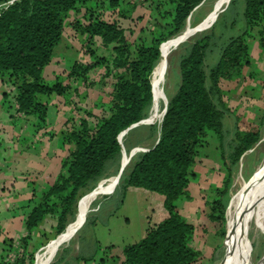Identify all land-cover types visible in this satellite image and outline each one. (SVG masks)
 Listing matches in <instances>:
<instances>
[{"label":"rangeland","instance_id":"1","mask_svg":"<svg viewBox=\"0 0 264 264\" xmlns=\"http://www.w3.org/2000/svg\"><path fill=\"white\" fill-rule=\"evenodd\" d=\"M244 3L245 0H202L195 7L181 30L166 42L160 61L151 74L150 82L155 88L157 97L148 110L147 121L141 125L144 127L135 131L130 139L131 143L141 141V144L133 148L136 152L135 154L132 152L130 157L128 154L127 160L123 156L125 152L123 146L118 171L122 165L124 173L130 163L151 147L158 137L155 133L151 138H146L147 126L159 122L161 116L159 109L167 103V97L172 96L177 90L180 56L195 40L209 35L210 45L202 69L210 98L222 112L223 137L220 141L215 134L208 133L205 144L198 148L195 161L189 169L186 196L176 202L178 213L188 223L205 209H208L206 210L208 214L209 204L206 202H210L215 197L214 190L222 186L226 172L223 159L230 165L229 155L233 152L238 134L256 130L259 141L240 158L232 174L226 210L235 182L238 179L247 182L253 171L264 161V54L256 38L257 31L264 27V21L252 30L254 38L244 37L248 46L246 59L249 66L243 67L241 77L228 81L221 80L218 89L210 80V73L219 59L223 46L232 38L244 35L246 30ZM117 4L112 9L110 0H86L85 6L80 8L79 12H68L62 17L60 39L53 48L49 63L41 71L40 80L46 85L58 81L68 85L69 90L62 96L55 94L48 97L36 96L37 100L47 107L44 122L36 116L16 113L11 85L0 79L2 81L0 93L4 95L0 97V181L5 183L6 190L9 191L6 198L2 199L4 203H0V234L4 239L20 235L24 230L23 219L30 206L35 204L41 191L48 185L47 182L52 181V177L59 172L61 162L69 148L61 138L62 132L70 127L69 124L65 126V122L77 120L84 115L83 111L98 115L101 107L110 99L114 74L110 72L108 76L104 75L106 66L111 69L110 46H103L100 37H94L89 44L88 36L82 26L76 27L77 24L75 25L74 22L85 23L84 16L87 20L99 16L101 20L114 21L124 29L125 38L133 45L142 38H147L148 41L149 35L156 33L160 23L168 21L169 17L166 15L172 9L169 0H117ZM5 6L6 4L1 5L0 10ZM86 9L89 12L87 15H85ZM88 48L92 49L93 55L89 53ZM99 56L108 58L105 66L95 65L86 73L82 71L84 67L94 63ZM75 64L79 75L72 73ZM84 79L92 84L90 86L84 84ZM2 85L5 88L1 87ZM118 181L119 179L116 182L112 178L107 183L109 185L106 183L104 185L110 186ZM100 183H97L95 188ZM100 188L102 189L103 186L98 188L97 192H100L94 195L92 203L86 204L87 200H84L85 206H82L78 218V223L82 221L79 230L70 241L59 248L50 264H59L57 259L61 257L64 258L61 264L65 262L83 264L81 258L87 255H91V260L94 258L97 264H102L100 262L102 259L103 264H122L123 248L142 238L148 220L153 217L154 204H151L146 195H142L140 191L129 193L125 190L123 193L120 189L116 190V187L102 190ZM92 192L93 190H90L82 194L77 204ZM1 198L0 192V201ZM32 198L34 199L31 200ZM263 199L264 194L260 197V201L263 202ZM28 204L29 207H26ZM77 204L74 216L66 228L76 217ZM261 215L264 217V210L261 211ZM199 221L202 223L204 219ZM206 222L201 224L202 229L198 228L199 234H196L194 241L191 242L193 250L197 251L199 256L194 264H221L228 251V234L224 229L227 240L226 235L222 240L215 235L216 241L211 233H207L210 225ZM53 224L54 221L46 219L33 232L30 247L28 246L29 251L34 253L33 264H36V257L41 250L55 239H52ZM204 226H206L205 230H203ZM250 226L249 264H260L264 256V223L255 221ZM215 230L217 231L216 228ZM44 232L46 235L43 234ZM203 234L205 237L202 236ZM13 241L15 242L13 245L17 246L18 238ZM63 249L66 252H62ZM16 253L13 252L11 255Z\"/></svg>","mask_w":264,"mask_h":264},{"label":"trees","instance_id":"2","mask_svg":"<svg viewBox=\"0 0 264 264\" xmlns=\"http://www.w3.org/2000/svg\"><path fill=\"white\" fill-rule=\"evenodd\" d=\"M85 1L0 0V6L6 4L0 10V79L11 85L16 113L36 116L44 122L47 107L36 96H62L69 90L68 85L58 81L52 85L43 84L40 74L60 39L62 17L68 12H79ZM201 1L169 0L172 9L167 12L168 21L160 23L156 33L149 35L148 41L142 38L133 45L125 38L124 29L114 21H104L99 16L87 20L84 16L85 23L74 22L76 27L82 26L89 44L94 37H100L103 46H110L111 69L106 66L104 74H114L110 99L98 115L83 111L84 115L77 120L65 122V126L69 124L70 127L62 132L61 138L69 146L67 155L54 181L41 191L24 217L25 235L18 239V248L14 249L11 242L10 249L6 250L19 253L12 264H33L34 253L28 251L27 243L39 225L51 219L54 221L52 239L62 236L70 228L66 225L74 216L78 198L94 190L100 181L117 175L123 146L125 157L141 144V141L131 143L130 139L135 131L144 126L138 125L121 135L129 127L148 118V110L157 97L150 82L151 74L160 61L166 42L181 30ZM117 5V0H110L112 9ZM263 21L264 0H245L244 35L232 38L223 46L210 73V80L217 89L221 80L239 79L243 67L249 66L244 37L254 38L252 30ZM256 38L264 54V27L257 31ZM209 41V35L195 40L180 56L177 90L167 97L159 122L147 126L146 138L156 133V141L139 154L119 177L116 190L124 193L128 187H135L157 194L163 198L166 212V217L149 226L138 242L123 248L122 264H194L199 259L197 251L191 247L194 227L180 216L176 202L186 196L189 169L198 148L205 144L207 134H215L220 141L223 137L222 112L210 98L202 69ZM88 50L93 55L92 49ZM107 59L99 56L82 71L86 73L95 65L105 66ZM76 67L75 64L72 73L79 75ZM83 82L89 86L92 84L85 79ZM163 109L164 106L159 112ZM258 141L256 130L238 134L233 152L229 155L230 165L223 159L225 176L221 188L214 190L215 197L208 202L207 215L217 229L215 235L221 240L225 235L227 240V234H224L227 223L225 211L232 174L240 158ZM190 174L193 176L192 172ZM63 261V257L57 259L59 264ZM100 262L103 264L104 260ZM0 264H8L5 257L0 259Z\"/></svg>","mask_w":264,"mask_h":264},{"label":"bare ground","instance_id":"3","mask_svg":"<svg viewBox=\"0 0 264 264\" xmlns=\"http://www.w3.org/2000/svg\"><path fill=\"white\" fill-rule=\"evenodd\" d=\"M253 172L247 182L238 179L235 182L234 191L229 193V205L226 210L227 223L225 224V232L228 234V251L221 264H249L250 224L252 225L255 221L264 223V217L261 215L264 204L260 201V197L264 194V161Z\"/></svg>","mask_w":264,"mask_h":264},{"label":"crops","instance_id":"4","mask_svg":"<svg viewBox=\"0 0 264 264\" xmlns=\"http://www.w3.org/2000/svg\"><path fill=\"white\" fill-rule=\"evenodd\" d=\"M1 80H0V84H1ZM1 87H3V85L1 86ZM3 88H5V86L3 87ZM2 90V89H1ZM0 90V91H1ZM1 94V93H0ZM0 97H4V95L3 94H1L0 95ZM66 121V120H65ZM132 150V149H131ZM130 150V151H131ZM135 152H136V150H134L133 151V154H135ZM125 158H126V160H127V158H128V156H125ZM58 174V173H57ZM56 177V176H55ZM55 177L53 176L52 177V181H54V179H55ZM112 178H114V177H111V178H109V179H106V180H104V181H102L99 185H98V187L96 188V189H94V191L91 193V194H89L88 196H86V197H84L83 199H81L79 202H78V207H77V213H76V217H75V219H74V221L69 225L70 226V228L62 235V236H60L59 238H56L54 241H51V242H49L42 250H41V253L36 257V264H43V263H45V264H50L51 262H52V260H53V258H54V256L56 255V253L58 252V250H59V248L63 245V244H65V243H67L68 241H70L71 239H72V237L75 235V233L79 230V228H80V226H81V224H82V221L80 222V223H78V218H79V214H81V208H83L82 206H85L84 204L85 203H83L84 202V200L86 199L87 200V203L86 204H90V203H92L91 201H92V199H94L95 198V194L97 193H99V192H97V190H98V188L99 187H102L103 186V188L104 189H108V188H110V187H116V185H117V183H114L113 185L111 184L110 186H106L105 187V183L107 184L109 181H111L112 180ZM115 179V178H114ZM52 181H50V182H47V184H50ZM107 185H109V184H107ZM0 188H1V194H2V198H1V201H0V203L1 202H3L4 203V200H2V199H5L6 198V194L9 192V191H7L6 190V187H5V183H3V182H1L0 181ZM102 188V189H103ZM101 189V188H100ZM101 189V190H102ZM114 190V189H113ZM133 191H140V193H142V195H146V197H147V199L149 200V202H151V204H154V206H155V210H152V212H154L152 215H153V217H150V219L148 220V222H147V227H146V229L149 227V226H152V225H155V224H157V223H159L160 221H162L165 217H166V212H165V210H164V208H163V204H162V202H163V198L161 197V196H159V195H157V194H154V193H151V192H148V191H146V190H143V189H140V188H135V187H128L127 189H126V191L125 192H133ZM206 203H208V202H206ZM83 204V205H82ZM26 207H29V204L26 206ZM206 210H208V209H205L204 211H202L203 213H201V214H198V216L196 217V218H192L191 219V224L193 225V227H194V229H193V238H192V241H194V238L196 237V234L198 235L199 234V231L197 232V230H198V228H199V230H201L202 228H200V226H201V224L202 223H205V221H207L206 223L207 224H209L210 226H209V232H207V233H211L212 235H213V237H214V239L216 240V236H215V225L213 224V223H211L210 221H209V219H208V217H207V212H206ZM156 211V212H155ZM200 219H204V222H200L199 220ZM206 219V220H205ZM206 224V225H207ZM146 229L144 230V232H143V235H144V233H145V231H146ZM206 229V226H204V229L203 230H205ZM23 232H24V230H22L21 232H20V235H18V236H16V237H12V238H9V239H4V238H2L1 237V234H0V258H2L5 254H6V250H8V248H10L9 246H8V248H7V246H6V243L7 242H12V244L13 243H15L14 241H13V239L14 240H16L17 238L19 239V238H21L22 236H23ZM24 234H25V232H24ZM43 234H45L46 235V232H44ZM206 234V233H205ZM142 235V236H143ZM202 236H204V234L202 235ZM205 237V236H204ZM33 238V233H32V236H31V239ZM217 241V240H216ZM30 242H31V240L30 241H28V243H27V248H28V251H29V244H30ZM18 244V243H17ZM50 244H52V246H50ZM29 246V247H28ZM50 246V247H49ZM15 245H13V248L15 249ZM191 247H192V245H191ZM211 247V246H210ZM63 250H65V249H63ZM63 250H62V252H63ZM106 250V249H105ZM64 252H66V250L64 251ZM104 252H107V251H104ZM69 258V257H68ZM67 258V259H68ZM77 259V258H76ZM81 260L85 263V262H91V263H93V264H97L96 263V261L94 260V258H92V260H91V255H87V256H85V257H83V258H81ZM87 260H89V261H87ZM83 263V264H84ZM86 264V263H85Z\"/></svg>","mask_w":264,"mask_h":264},{"label":"water","instance_id":"5","mask_svg":"<svg viewBox=\"0 0 264 264\" xmlns=\"http://www.w3.org/2000/svg\"><path fill=\"white\" fill-rule=\"evenodd\" d=\"M165 106H166V103H165V105H164V109L162 110L161 114L164 113V111H165ZM146 121H147V119L141 121V122H140L139 124H137V125H134V126L129 127L128 129H126V130L122 133L121 136H124L129 130H131V129L137 127L138 125H142V124H144ZM133 150H134V149H132V150L130 151V153H129V157L132 155ZM122 155H123V150H122ZM122 169H123V168H122V165H121L120 168H119V171H118L117 175L114 177L115 180H116V182H117V180L119 179V177H120V175H121V173H122ZM108 179H109V178H108ZM105 180H106V179H105ZM102 181H104V180H102ZM102 181H100V182H102ZM97 187H98V186H97ZM97 187H96V188H97ZM96 188H95V189H96ZM93 191H94V190H93ZM59 236H60V235H59ZM261 260H262V261L264 260V256L261 258Z\"/></svg>","mask_w":264,"mask_h":264},{"label":"flooded vegetation","instance_id":"6","mask_svg":"<svg viewBox=\"0 0 264 264\" xmlns=\"http://www.w3.org/2000/svg\"><path fill=\"white\" fill-rule=\"evenodd\" d=\"M7 245V248H8V246H11V243L10 242H7L6 243ZM13 245V244H12ZM18 244H17V246L15 247V249H17L18 248ZM10 248H8V250H9ZM12 253H10V252H8V251H6V254L2 257V258H4L5 257V262L6 263H8V264H12L13 263V261L16 259V258H18L19 257V253L18 254H13V255H11ZM1 259V258H0Z\"/></svg>","mask_w":264,"mask_h":264}]
</instances>
